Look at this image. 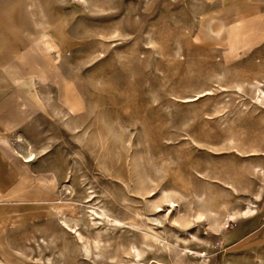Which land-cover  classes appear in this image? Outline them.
I'll return each instance as SVG.
<instances>
[{
    "label": "rangeland",
    "instance_id": "rangeland-1",
    "mask_svg": "<svg viewBox=\"0 0 264 264\" xmlns=\"http://www.w3.org/2000/svg\"><path fill=\"white\" fill-rule=\"evenodd\" d=\"M258 89L264 0H0V264H264Z\"/></svg>",
    "mask_w": 264,
    "mask_h": 264
},
{
    "label": "crops",
    "instance_id": "crops-1",
    "mask_svg": "<svg viewBox=\"0 0 264 264\" xmlns=\"http://www.w3.org/2000/svg\"><path fill=\"white\" fill-rule=\"evenodd\" d=\"M1 142V141H0ZM11 159L14 160L18 163V162H25L22 160V158L20 159V161L18 160V158H16L15 156L11 155V153H9V151H7L5 149V147H3L0 144V196L9 191L11 189V179H10V166H11ZM250 210V208L244 210L242 212V214L244 215L245 213H248Z\"/></svg>",
    "mask_w": 264,
    "mask_h": 264
},
{
    "label": "bare ground",
    "instance_id": "bare-ground-1",
    "mask_svg": "<svg viewBox=\"0 0 264 264\" xmlns=\"http://www.w3.org/2000/svg\"><path fill=\"white\" fill-rule=\"evenodd\" d=\"M258 91H259V94L261 93V94H264V90H260V89H258ZM263 96V95H262ZM21 154V153H20ZM24 156V154L22 155V157ZM34 158V156L32 155V154H29V155H27V156H25L24 158H23V161H25V162H27V161H30V160H32ZM175 206V203H172L171 204V207H174ZM63 223L64 224H66L64 221H63ZM62 224V223H61ZM66 225H68V224H66ZM69 227V226H68ZM78 237L80 238V240H81V242H82V247H84L85 249H87V240H84L82 237H81V235L79 234L78 235ZM98 243V242H97ZM87 252V251H86ZM195 253V252H194ZM195 257H197L196 256V254L194 255Z\"/></svg>",
    "mask_w": 264,
    "mask_h": 264
}]
</instances>
